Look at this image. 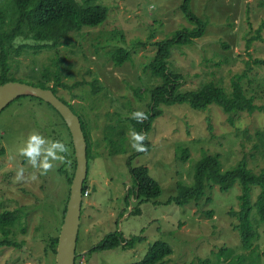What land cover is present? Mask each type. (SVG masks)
<instances>
[{"label": "rangeland", "instance_id": "1", "mask_svg": "<svg viewBox=\"0 0 264 264\" xmlns=\"http://www.w3.org/2000/svg\"><path fill=\"white\" fill-rule=\"evenodd\" d=\"M183 2L95 0L94 4L110 10L101 26L84 27L57 48L33 39L19 38L15 42L10 78L40 82L46 73H52L49 85L54 87L55 75H60L66 87L58 88V97L72 106L89 132L86 184L91 194L82 205L76 264H138L158 241L174 248L168 264H228L234 256L229 260L222 254L223 249L255 259L264 252V224L256 210L253 222L259 237L253 250L243 249L236 230L239 220L232 212L240 210V183L227 193L209 184L205 197L184 207L165 204L180 193V184L193 185L196 165L206 154L220 153L224 171L242 161L254 173L264 169V63L259 61L264 59V0H192V12L208 22L206 35L191 45L174 48L171 58L172 70L184 77L180 92L215 83L232 93L237 81L262 110L233 115L235 124H231L229 115L217 105L205 111L194 110L188 104L161 105L162 114L147 136L150 151L137 152L131 147L130 114L149 111L151 92L161 84L150 72L158 50L155 44L196 28L184 13ZM9 7L10 0H0V10L8 15L2 32L15 27ZM122 48L131 53V60L118 66L114 54ZM65 123L54 107L33 97L17 99L0 114V214L22 211L10 238L23 243L19 249H0V264H56L51 246L63 224L68 202L66 172H72L73 163L59 164L42 176L18 150L36 131L63 141L73 158L72 136ZM112 130L115 147L107 138ZM123 135L127 137V150L118 153L114 150L120 147ZM134 154L132 166L148 167L162 194L140 203L141 212L132 215L138 203L132 200L130 204L126 197L134 185L128 166ZM21 167L25 178L16 181ZM33 175L37 178L32 179ZM260 192L254 187V202ZM116 232L126 239L140 236L144 240L133 248L81 254ZM259 264H264L263 258Z\"/></svg>", "mask_w": 264, "mask_h": 264}, {"label": "trees", "instance_id": "2", "mask_svg": "<svg viewBox=\"0 0 264 264\" xmlns=\"http://www.w3.org/2000/svg\"><path fill=\"white\" fill-rule=\"evenodd\" d=\"M94 1L95 0H85L80 3L76 0H10L11 7L9 8L13 11L10 16L13 21L15 20V27L9 31L2 32L3 26L8 23V15L0 10V86L14 81L10 78V74H12L10 56L15 48V42L19 38L33 39L40 43H51V46L47 44L46 47L57 48L62 42L70 40L71 34L74 32H78L84 27L94 28L104 24L109 17V7L96 5L93 3ZM191 1L192 0H184L182 9L189 21L196 25V28L180 31L174 38L163 40L155 44L158 50L150 63V72L155 78L161 80V84L155 87L151 92L152 103L150 104V110L145 112L148 118L144 120L143 123H138L136 120L130 119L131 126L136 132H143L148 136L153 123L162 114L159 110L161 105L174 106L188 104L192 109L200 111L208 110L211 106L217 105L229 115V122L231 124H235L233 115L243 113L254 114L256 111L262 110L261 107L255 105V98L249 96L241 82L237 81L234 83L232 93H229L226 88L215 83H208L197 90L187 92L179 91L183 85L184 77L174 72L171 68L173 49L178 46L191 45L197 39H201L206 35L208 27L207 21L192 12ZM260 38L261 36L258 35L257 39ZM128 60H131V53L126 49L122 48L115 52L114 61L116 65L122 66L123 63ZM259 61L264 63V59ZM51 74L52 73H46L43 76L44 80L40 82L32 80L19 82L28 83L44 89H52L57 95L58 88L65 85L62 84L60 75L56 73L55 86L51 87L49 85ZM39 100L43 101L42 99ZM61 100L66 103L63 99ZM66 104L74 111L70 104ZM49 105L52 106L51 104ZM57 113L59 114L58 111ZM59 116L62 118L60 114ZM80 120L87 140V154L89 159L91 148L90 136L84 122L81 118ZM110 132L111 135H108L107 138L111 141L112 146L115 147L117 145L116 140L112 137V133H115V131L112 130ZM69 134L71 135L70 130ZM126 138L125 135L121 137V141L118 143L120 147H117L114 151L119 153L127 150L125 148ZM144 143L147 147V153L151 149V143L148 138ZM134 156L135 154L131 155L128 159V166L134 185L129 189L126 197L128 203L132 200L138 203L132 215L141 212L140 203L144 201L150 202L162 194L160 184L151 177L148 167L132 166V159ZM221 159L222 155L220 153L206 154L196 165L193 185L184 186L180 184V193L177 196H173L168 203L165 204L171 205L175 203L184 207L192 201H198L205 197L209 184L220 186L221 191L227 193L232 190L237 183H240L243 188L242 195L239 197L240 210L233 211L232 216L237 217L239 220V223L236 225V230L240 233L243 249L245 251H251L254 249L255 240L259 237V232L253 222L254 210H256L259 221L264 224V169L261 170L260 173H254V171L248 167L247 162L242 161L237 167L224 171ZM67 161L65 165L69 166L73 163L72 172H66L69 198V188L72 183L76 165L75 155L71 158L68 154ZM62 167L60 168L61 172L64 171ZM254 187L261 189L255 202L253 201ZM87 189L88 185L85 181L83 195ZM65 212L66 207L63 211V218ZM20 213H22L21 210H16L4 211L0 214V235L2 234L4 237L0 238V249H19L23 247V243H19L10 238L13 234L12 228L15 227L21 219ZM210 214L212 215V213ZM58 239L59 236H56L52 241L51 247L53 248L54 255L57 251ZM143 240L144 237L140 236L126 239L120 232L111 233L106 236L99 245L91 249V253L114 250L117 248H133L136 243H141ZM174 253V248L170 244L158 241L149 248L145 258L138 264H168V260ZM222 254L227 256L229 260L234 256V259L228 264H259V261L262 258L264 259V252L259 253L256 259L249 258L246 254L234 255L232 251H227L226 249L222 250Z\"/></svg>", "mask_w": 264, "mask_h": 264}, {"label": "water", "instance_id": "3", "mask_svg": "<svg viewBox=\"0 0 264 264\" xmlns=\"http://www.w3.org/2000/svg\"><path fill=\"white\" fill-rule=\"evenodd\" d=\"M22 97H35L51 104L66 122L72 136L76 166L59 234L56 264H76L78 256L77 244L84 201L83 188L89 172L87 140L82 123L79 116L52 89H44L19 81H10L0 86V114L5 108Z\"/></svg>", "mask_w": 264, "mask_h": 264}, {"label": "clouds", "instance_id": "4", "mask_svg": "<svg viewBox=\"0 0 264 264\" xmlns=\"http://www.w3.org/2000/svg\"><path fill=\"white\" fill-rule=\"evenodd\" d=\"M130 118L136 120L138 123H143L148 118L143 111H135L130 114ZM131 147L137 152H146L147 147L144 141L147 139V134L143 132H136L134 128H130L128 132ZM70 149L61 140H52L44 137L39 132L33 131L27 137V140L18 150V154L25 158L28 165L33 169H38L40 175H47L54 171L59 164L68 162L67 156ZM25 169L19 168L16 173V181L23 180ZM37 177L33 175L32 179Z\"/></svg>", "mask_w": 264, "mask_h": 264}, {"label": "flooded vegetation", "instance_id": "5", "mask_svg": "<svg viewBox=\"0 0 264 264\" xmlns=\"http://www.w3.org/2000/svg\"><path fill=\"white\" fill-rule=\"evenodd\" d=\"M82 210H83V208H82ZM83 217V211H82V216H81V218ZM81 226V225H80ZM79 238H78V244H79ZM78 244H77V253H79V251H78ZM93 248H95V247H93ZM92 248V249H93ZM81 254H83L84 256L86 255V254H91V247L90 248H85L84 249V251L81 253ZM77 263V262H76Z\"/></svg>", "mask_w": 264, "mask_h": 264}, {"label": "built area", "instance_id": "6", "mask_svg": "<svg viewBox=\"0 0 264 264\" xmlns=\"http://www.w3.org/2000/svg\"><path fill=\"white\" fill-rule=\"evenodd\" d=\"M89 196H90V190L87 189V190L84 192L83 198H86V197H89Z\"/></svg>", "mask_w": 264, "mask_h": 264}]
</instances>
